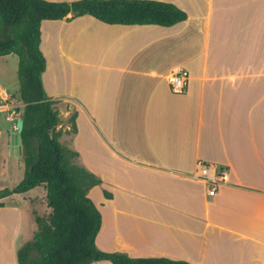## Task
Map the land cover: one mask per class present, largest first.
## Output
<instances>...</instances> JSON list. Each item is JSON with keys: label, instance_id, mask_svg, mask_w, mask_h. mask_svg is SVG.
<instances>
[{"label": "crops", "instance_id": "0c3cea01", "mask_svg": "<svg viewBox=\"0 0 264 264\" xmlns=\"http://www.w3.org/2000/svg\"><path fill=\"white\" fill-rule=\"evenodd\" d=\"M160 1L188 18L164 26L69 14L41 24L60 140L102 180L89 191L95 202L101 188L97 245L193 264H264V0ZM11 55L0 56V189L25 170L13 182L16 128L5 92L18 98L19 80L4 68ZM177 67L190 73L184 94L168 83ZM199 161L227 169L215 195L193 175ZM34 189L1 200L0 264H18L30 217L12 201Z\"/></svg>", "mask_w": 264, "mask_h": 264}, {"label": "trees", "instance_id": "16d2710c", "mask_svg": "<svg viewBox=\"0 0 264 264\" xmlns=\"http://www.w3.org/2000/svg\"><path fill=\"white\" fill-rule=\"evenodd\" d=\"M85 14L109 24H159L171 26L188 18L185 10L160 0H0V56H18L19 99L24 176L12 187L0 189L3 198L45 186L51 211L36 215L37 229L17 250L18 264H193L166 256L135 257L98 247L102 227L100 209L89 191L102 180L75 163L79 153L60 140L62 123L57 101L47 93L43 73L47 59L41 49V24L45 19H65ZM76 131V113L70 117ZM108 193L106 192V195Z\"/></svg>", "mask_w": 264, "mask_h": 264}, {"label": "rangeland", "instance_id": "374dc122", "mask_svg": "<svg viewBox=\"0 0 264 264\" xmlns=\"http://www.w3.org/2000/svg\"><path fill=\"white\" fill-rule=\"evenodd\" d=\"M4 68H5V70H7L6 74H7L8 78H10L14 74V72H18L17 71L18 56L16 54H12L8 58L7 65H5ZM7 101L12 104L11 112H13V116H14L13 122L15 123V128L17 131L16 121H17V118H19L22 114V112L17 111V109L23 107V103L19 98L14 99V97H10V96L7 98ZM2 118H3V120L1 121V124H3L2 126L7 125L8 134H11L13 131V124L9 121H6L3 116H2ZM62 122H63V120H62ZM69 122H70V120H69ZM22 159L23 158H20V156L12 154L11 160L9 161L8 169H9V173L12 174L13 182L15 180H17L18 178H21V175H20L21 165L23 167V170L25 168L24 160H22ZM74 161H75V163H78L77 159H75ZM21 162H22V164H21ZM100 189H101L100 186H97L93 190L94 191L93 197L95 199V203L97 202V194L100 192ZM46 194H47L46 187L45 186H39V187L35 188L33 190V192L26 194V195L12 201V202H18V203L24 204V206L26 207V209L29 213V217H30L28 235H27L28 239H25L24 241H22V244H24L25 241L31 240L33 238V235L37 229L36 215L38 214L41 216H47L49 214V212L51 211V208L48 206V203H47ZM96 263L97 264H111L109 261H105V260L99 261Z\"/></svg>", "mask_w": 264, "mask_h": 264}, {"label": "built area", "instance_id": "2783aa9c", "mask_svg": "<svg viewBox=\"0 0 264 264\" xmlns=\"http://www.w3.org/2000/svg\"><path fill=\"white\" fill-rule=\"evenodd\" d=\"M167 79L173 93L184 94L188 89L190 73L187 69L177 67L169 73ZM5 95L8 98L6 92ZM227 173V169L224 167L199 161L197 170L193 175L195 178L204 180L208 184L209 194L215 195L222 183L226 180Z\"/></svg>", "mask_w": 264, "mask_h": 264}, {"label": "water", "instance_id": "95a60500", "mask_svg": "<svg viewBox=\"0 0 264 264\" xmlns=\"http://www.w3.org/2000/svg\"><path fill=\"white\" fill-rule=\"evenodd\" d=\"M24 126L23 118H18L16 122L17 131L12 134L11 139V151L14 154L22 155L23 147H22V130Z\"/></svg>", "mask_w": 264, "mask_h": 264}]
</instances>
